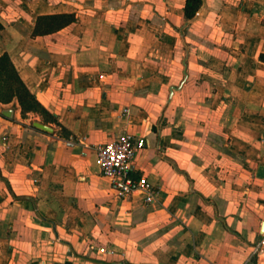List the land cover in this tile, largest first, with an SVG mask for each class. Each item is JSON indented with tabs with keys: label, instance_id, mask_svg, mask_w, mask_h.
Returning a JSON list of instances; mask_svg holds the SVG:
<instances>
[{
	"label": "crops",
	"instance_id": "crops-1",
	"mask_svg": "<svg viewBox=\"0 0 264 264\" xmlns=\"http://www.w3.org/2000/svg\"><path fill=\"white\" fill-rule=\"evenodd\" d=\"M186 2L0 0V56L48 112L0 102V264H264V0ZM127 131L153 203L98 166Z\"/></svg>",
	"mask_w": 264,
	"mask_h": 264
},
{
	"label": "built area",
	"instance_id": "built-area-1",
	"mask_svg": "<svg viewBox=\"0 0 264 264\" xmlns=\"http://www.w3.org/2000/svg\"><path fill=\"white\" fill-rule=\"evenodd\" d=\"M127 111V110H125ZM146 140L132 132H124L119 137L96 147L97 163L102 175L109 178L118 197L125 198L139 190L146 203L157 200L160 187L147 177H134L131 164L138 151L146 146ZM264 247V238L255 245V253Z\"/></svg>",
	"mask_w": 264,
	"mask_h": 264
},
{
	"label": "trees",
	"instance_id": "trees-1",
	"mask_svg": "<svg viewBox=\"0 0 264 264\" xmlns=\"http://www.w3.org/2000/svg\"><path fill=\"white\" fill-rule=\"evenodd\" d=\"M203 5V0H187L184 13L187 20H191L198 14ZM75 13H60L41 15L35 22L33 35H45L56 32L69 24L77 22ZM264 61V53L260 54ZM17 99L23 114L27 112H38L48 114L46 108L30 91L21 78L10 55L5 52L0 56V102L10 103Z\"/></svg>",
	"mask_w": 264,
	"mask_h": 264
},
{
	"label": "water",
	"instance_id": "water-1",
	"mask_svg": "<svg viewBox=\"0 0 264 264\" xmlns=\"http://www.w3.org/2000/svg\"><path fill=\"white\" fill-rule=\"evenodd\" d=\"M15 110H16L15 107H9V108L0 109V112L9 118H13L15 115ZM33 124L35 127H38L45 131L53 132V128L51 126L44 124L42 122L35 121Z\"/></svg>",
	"mask_w": 264,
	"mask_h": 264
}]
</instances>
